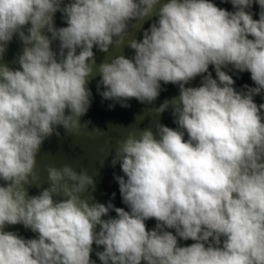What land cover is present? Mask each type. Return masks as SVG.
Segmentation results:
<instances>
[{
    "label": "clouds",
    "instance_id": "9594fccd",
    "mask_svg": "<svg viewBox=\"0 0 264 264\" xmlns=\"http://www.w3.org/2000/svg\"><path fill=\"white\" fill-rule=\"evenodd\" d=\"M230 3L234 12L211 0H0V58L14 35L24 45L18 69L0 64V264H95L93 244L103 246L102 264H264V103L253 99L264 91V0ZM253 3L258 20L246 11ZM58 11L66 27H55ZM154 13L143 38L129 41L132 57L96 65L94 47H121L129 23ZM229 65L256 86L237 91L222 70ZM95 74L102 98L123 108L131 99L152 104L161 82L179 86L155 109L171 107L176 129L157 123L155 133L134 129L117 141L111 163L123 172L114 179L130 211L90 203L93 178L69 164L49 166V186L28 192L57 126L70 135L89 128L81 117ZM197 76L200 86L185 87ZM110 211L116 216L102 219ZM17 224L38 237L5 231ZM178 237L194 243L179 246Z\"/></svg>",
    "mask_w": 264,
    "mask_h": 264
},
{
    "label": "water",
    "instance_id": "95a60500",
    "mask_svg": "<svg viewBox=\"0 0 264 264\" xmlns=\"http://www.w3.org/2000/svg\"><path fill=\"white\" fill-rule=\"evenodd\" d=\"M70 0H64V3H68ZM167 0H161V3H166ZM217 7L226 9L229 12H234L236 9L230 3V0H211ZM159 5H157L158 11ZM246 11L251 12L253 19H259V13L261 11L260 6L257 3H253L250 9ZM158 19V16L154 13L152 16L143 20H133L129 23L125 42L121 47L112 46L108 53L99 51L96 47L93 48L94 58L96 65H99L106 60L110 61L115 56L124 55L125 57H132L134 50H132L128 44L132 39L141 40L143 38V32L147 30L152 23ZM54 25L57 28L66 27L65 20L61 12H56L54 15ZM27 27H30L28 25ZM27 27L23 30L27 34ZM44 34L51 35L45 32ZM252 39L251 36L248 37ZM23 43L20 41L18 35H14L12 41L6 46V51L0 58V64H7L12 69H18L17 63L18 56L22 53ZM52 49L56 52L59 51V41H54L51 45ZM79 49L77 50V54ZM227 74L232 76L235 81L234 88L237 91H247L245 86L255 87L256 85L250 78V73L239 72L232 68L231 65L222 68ZM208 71L212 74V77L216 79V73L213 66H209ZM207 75V73L203 74ZM202 76H197L194 80L190 81L185 87H198L201 85ZM99 74H95L89 78L88 87L91 90V106L83 117H81V124L90 121L88 129L82 128L79 135H70L65 132L62 126H57L59 136L53 134L47 138L42 144L39 153L37 155V165L35 172L37 180L35 185L28 187L29 195H38L43 188L49 186V180L47 176V168L54 166L57 168L62 167L64 164H69L77 172L86 170L88 174L93 178L95 187L89 189L88 193H85V197L91 196L90 203H103L107 204L110 200L115 207L124 208L126 211H130L128 207L122 202V197L119 191V185L114 179V176H123V172L120 165L112 166V159L115 155V147L117 141L123 139L129 131L139 130L144 128H151L153 132L156 131V124L160 123L170 128L176 129L178 126L174 123V117L172 115V108L161 114H157L155 109L158 108L165 100H171L174 97L179 96V86L174 84H164L161 82V91L159 97L152 104H142L136 99L128 101L130 107L123 108L119 103L114 101L105 100L99 94L104 88L101 85L98 90V82L100 81ZM254 102L257 105L264 103V91L259 95L253 97ZM115 104V107L110 109L109 105ZM67 114V110H66ZM261 115L264 116V110H261ZM97 128L99 130H94ZM90 133V134H89ZM185 133V139H187ZM4 184L0 181V185ZM113 193L115 197L113 198ZM59 200L63 197H54ZM116 213L110 211L109 214L102 219H108L109 217H115ZM147 230H153L156 226L155 219H149L145 221ZM99 226L96 231L99 232ZM171 231L175 235V229H166ZM5 231H12L18 233L25 239L37 238L38 234L33 233L30 229H26L22 224L6 225ZM211 239V238H210ZM223 237L221 241H223ZM194 241L191 239L185 241L178 237L179 246H190ZM222 246V244H221ZM93 250L90 254L91 260L95 261V264H102L99 258L96 256V252L103 251V246H97L93 244ZM145 264V262H141Z\"/></svg>",
    "mask_w": 264,
    "mask_h": 264
}]
</instances>
